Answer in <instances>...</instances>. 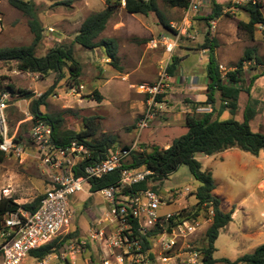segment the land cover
Returning a JSON list of instances; mask_svg holds the SVG:
<instances>
[{"label":"rangeland","instance_id":"rangeland-1","mask_svg":"<svg viewBox=\"0 0 264 264\" xmlns=\"http://www.w3.org/2000/svg\"><path fill=\"white\" fill-rule=\"evenodd\" d=\"M29 1L33 3L37 18L44 29L42 40L36 51L37 55L43 56L55 46L71 48L73 57L79 62L81 68V85L78 88H71L64 79L55 82L54 74L41 77L19 72L14 62H0V95L8 92V86H12L15 90L14 95H11L12 100L9 102L11 106L8 110L13 120L22 119L19 122L23 123L25 119L23 113L30 114V104L18 97V90L29 91L38 98L52 89L45 101L46 105L39 110L42 114L60 116L63 119L61 132H79L84 129L85 123L89 122L94 131L90 141L100 142L111 138L114 139L115 147H126L138 139V147L143 149L142 144L147 147L143 149L145 153H149L153 147L161 148L166 143L171 144L186 133L183 120L177 117L172 121L164 119L154 130L141 132L138 138L134 130L146 109L145 97L140 94L138 86L145 83L151 84L157 79L159 64L164 57L161 47L150 49L148 41L159 37V33H164L163 22L180 27L183 18L182 10L171 9L158 0L157 7L162 18L153 13L145 17L127 14L121 3V7L116 10L105 30L96 39V41L113 39L116 42L117 60L113 66L104 56L103 49L85 50L73 43L82 22L88 16L102 11L105 0ZM221 2L225 3L224 0ZM260 4L264 17V0H260ZM222 10L224 12L213 20L216 23L214 29L207 27L206 21L203 20V16L210 13L205 8L191 18L192 22L193 20L196 22L197 28L201 27L200 34L195 28L192 30L194 36L190 29L188 30L193 39L190 40L191 44L197 48L211 44L214 54L216 53L214 58L217 64L221 65L226 73L235 69L245 50H255L259 63L250 61L244 64L241 92L238 97L239 108L233 118L237 122H242L243 110L249 106L253 112L249 122L251 132L264 135V26H257L251 39L246 32L238 31L236 26L238 22L247 21L245 13L240 9L231 14ZM28 21L29 18L11 7L8 0H1L0 49L29 46L33 35ZM213 21H208L209 25ZM181 43L186 42L183 40ZM196 61H198L196 56L190 55L185 64L191 66ZM201 65L202 69L207 66L198 61L194 67L201 69ZM64 73L67 77V72L64 71ZM254 77V83L247 94V86L250 79ZM93 93L101 96L99 103L90 97L95 98ZM216 96L215 105H220L218 92ZM167 103L168 100L161 106L160 111H155L153 119L162 120L163 112L161 111L168 108ZM229 118L230 114L225 111L220 120ZM25 123L19 126L18 134L29 133L30 124ZM15 129L16 127L12 132ZM195 159L200 163L202 171L212 174L215 182L213 194L219 199L220 210L223 213L230 211L234 213L237 207L240 208L239 205L245 204L243 210L242 207L237 209L232 222L219 232L214 243L217 249L213 255L214 259H226L233 262L241 256L251 254L257 246L264 244V184L260 187L261 190L259 189L260 182L264 180L261 172L264 166V152H261L258 157H252L237 149H231L223 155L218 154L207 158L197 154ZM130 161L131 159L127 163ZM47 177L46 170L41 166L35 153L25 160L4 155L0 162V200L11 198L19 205L32 202L48 189ZM199 185L184 165L162 181L148 182V186L153 187L160 195L162 202L166 203L161 206V213H175L185 208L181 212L182 218L192 217L195 211H198L196 216L210 218V222L202 224L199 230L201 232H198L201 234L197 233L198 235L192 238V245L201 253L206 245L205 233L212 223L213 214H209L211 207L193 206L195 204L193 195ZM185 189L189 192L182 194ZM86 191L87 184H84L83 193ZM69 200L73 222L68 233L74 235L63 244L62 252L47 256L39 263L27 258L22 264H71V261L74 264H100L96 247L83 248L72 260L69 258L67 260L66 256L71 250L68 247L71 246L70 244L76 243L78 238L87 237L90 219L99 209L106 210V202L98 194L91 197L76 194ZM245 217L249 223H254L252 232L245 231ZM0 244H2L1 238ZM73 246L76 249V246Z\"/></svg>","mask_w":264,"mask_h":264},{"label":"built area","instance_id":"built-area-1","mask_svg":"<svg viewBox=\"0 0 264 264\" xmlns=\"http://www.w3.org/2000/svg\"><path fill=\"white\" fill-rule=\"evenodd\" d=\"M208 1L187 0L180 27L169 24L175 35H163L148 41L150 49L161 47L165 57L159 64L157 79L151 84L138 86L146 105L136 125L138 134L148 127L155 111H160L165 104L164 96L172 81L167 69L173 52L182 37L190 38L188 30L191 28V18ZM224 1V10L230 14L239 7L260 3V0ZM121 3L124 6L123 0ZM215 27L216 23L211 22L210 28ZM218 71L225 77L226 70L221 65H218ZM10 96L9 92L0 95V153L18 160H25L35 153L46 170L49 186L34 213L18 210L5 216L2 222L4 230L0 232L1 264H22L30 251L69 234L68 229L73 222L69 198L83 193L84 184L90 190L91 181L100 180L116 171L119 172L117 184L92 192L106 202V210L91 221L86 238H78L76 243L68 246L71 250L66 259H74L85 247H96L100 264H202V254L192 245V238L201 234L198 232H201L202 224L210 222V218H182L181 212L185 208L175 213H161V206L166 203L150 189L126 192L144 182L151 174L146 170L125 168L132 152H142L137 141L130 146L109 149L103 159L87 164L92 159V150L77 141H70L64 147L56 145L52 140L51 126L42 120L33 121V116L28 112L23 113L24 122L18 121L15 131H10L7 124ZM158 96H161L160 102L157 101ZM198 112L205 113L203 109ZM25 122L30 123L29 133L19 134L21 139H18L19 126ZM77 169L80 174L75 176L74 170ZM261 172L264 177V166ZM185 192L189 190L185 189L182 194ZM209 214H213L212 210ZM143 237L148 241L147 248L143 247ZM71 264L74 263L71 261Z\"/></svg>","mask_w":264,"mask_h":264},{"label":"trees","instance_id":"trees-1","mask_svg":"<svg viewBox=\"0 0 264 264\" xmlns=\"http://www.w3.org/2000/svg\"><path fill=\"white\" fill-rule=\"evenodd\" d=\"M123 1V9L127 14L147 17L150 13H153L157 17L162 18L157 7L158 0ZM161 1L171 9L184 11L187 8V0ZM8 3L11 7L21 11L29 18L28 26L33 35V40L29 46L0 49V62H14L19 72L39 75L41 77L54 74L56 75L55 82L64 79L69 87L78 88L81 85V68L79 62L73 57L72 49L55 46L45 55L38 56L36 51L42 40L44 29L37 18L33 3L29 0H8ZM104 3L105 7L102 11L88 16L82 22L78 33L73 39V43L85 50L103 49L105 53L104 56L115 66L114 63L117 60L116 42L113 39H100L98 41H96V39L105 30L107 23L113 17L116 10L121 7V0H105ZM208 6L210 13L207 16L204 15L203 20L206 21V26L210 27L208 21L217 19L221 15L225 4L222 3L221 0H210ZM261 8L262 6L260 3L238 8L245 13L247 21L238 22L236 25L237 29L238 31L246 32L251 39L254 35L255 28L257 26H264V17L261 13ZM169 24L170 23L163 22V31L164 34L173 36L176 32L169 28ZM182 39L183 37L181 40ZM201 48H208L210 52L208 64L206 66V77L208 80L206 101L190 104L191 112L184 116L186 133L174 140L167 149L153 147L149 153H145L144 150H142V152L131 153V161L126 163L125 168L146 170L151 172V174L146 177L144 182L132 186V188L126 192L129 193L131 191H142L146 189L156 192L153 187L150 188L148 186L149 181H162L168 175L174 173L180 166H186L192 177L200 184L196 189L195 195H193L195 201L193 206H197L196 208L200 206L211 207L213 213L212 223L205 233L206 245L201 251L202 264H264V244L257 246L251 254L241 256L233 262L226 259H214L213 254L216 251L214 243L219 236V232L232 221L231 216L233 212L223 213L220 210V201L213 194L215 184L212 175L208 171H202L200 163L195 159L197 154L213 156L231 149H237L252 157H258L261 152H264V135L251 132L249 127V122L253 116L250 107L246 106L244 108L242 122H237L233 118L239 108L238 97L241 92L240 84L242 82L241 77L244 64L250 61L259 63V60L255 55V50L247 49L238 60L235 69L231 72H227L225 77H222L218 71V64L214 58L212 45H203ZM178 63L179 59L177 57H172L167 69L170 76H174ZM64 71L67 72V77H65ZM254 80L255 77L250 79L246 89L247 94ZM7 89L10 95L13 96L15 93L14 88L8 86ZM51 90L52 89H49V91L40 95L37 99H33V94L29 91L18 90L17 94H19L18 97L22 100L30 101L29 112L33 116V121L42 120L51 126L53 130L52 140L56 145L64 147L68 145L70 141H77L92 150V159L87 164L92 163V161L103 159L106 156L107 150L113 149L114 139L108 138L100 142L90 141L89 139L94 136V131L88 124L89 122L85 123L84 129L79 132H61L60 129L63 119L60 116H52L40 112L39 109L46 105L45 101L50 96ZM217 92L219 93L220 105L216 111L218 113L214 116V105L216 102L215 94ZM93 95L95 98H93V96L90 97L99 103L101 101V96L98 93H93ZM12 96H10L9 102H11ZM157 101H161V96L157 97ZM207 106L210 107V112L195 113L197 108ZM224 111H228L230 118L222 121L220 120V115ZM10 116L9 114L7 115V124L10 131H12L16 123L21 119L13 120ZM19 134L17 138L21 139ZM3 157L4 155L0 153V162L3 160ZM74 173L75 176L80 174L78 169L74 170ZM118 180L119 172L116 171L104 176L100 180L91 181L90 190L91 192H95L110 187L117 184ZM41 198L42 195L36 197L32 202L22 205L15 203L11 198L0 200V230H4L2 222L7 214L15 213L18 210L34 213L38 208ZM197 212L198 211H195L194 217ZM132 226L134 228L136 227L135 222H133ZM73 235V233H69L66 236L57 237L50 243L30 251L28 258L39 263L49 255L60 253L63 244L71 239ZM142 244L144 248L148 247V241L144 237L142 238Z\"/></svg>","mask_w":264,"mask_h":264},{"label":"crops","instance_id":"crops-1","mask_svg":"<svg viewBox=\"0 0 264 264\" xmlns=\"http://www.w3.org/2000/svg\"><path fill=\"white\" fill-rule=\"evenodd\" d=\"M208 7L209 6L207 3L204 6V8L208 10ZM190 24H191V28H190L191 34L194 36V34L192 33V30L194 28H195V30L198 31V34H200L199 31H200L201 27L197 28V26H195L196 22L194 20H193V22L190 21ZM158 35L163 36L166 34L159 33ZM191 38H192V36L190 38L183 37V39L180 40V43L177 45L176 49L173 52V57H177L179 59V63H178V66H177V69H176L174 76H172L171 87H170L169 91L167 92V94L164 96L165 102L168 100V103H167L168 108L166 110L161 111V112H163L161 114L162 120L160 121V119L158 120L157 118L153 119L152 121H150V123L148 125L149 127L144 129V130H151V131L154 130L155 127L159 126L160 122L164 121V119L166 121H172L173 118L177 117L180 120H183V122H184L185 114L191 112V105H190L191 103H202V102L206 101V87L208 84V80L206 77V70H205L206 67H205V69L204 68L202 69V65H201V69H197L194 67V65L198 61L207 65L210 52H209L208 48L203 49V48H197L196 46H192L190 40H193V39H191ZM183 40L186 43H181ZM213 54H214V50H213ZM215 54H214V57H215ZM162 55L165 57V55L163 53H162ZM190 55H195L196 59L198 61H196L195 64L193 63L191 66H188V65L186 66L185 61L189 58ZM194 70H195V72H193ZM215 97L217 98L216 94H215ZM33 99H37V97L33 96ZM27 102H30V101L28 100ZM218 108H219V105H214V109H215L214 116H216V114L218 113V112H216ZM200 109H203L205 111V113H208L211 110L210 107H208V106L203 107V108L200 107V108H197L195 113L196 114L199 113L198 111ZM224 113H225V111L220 115V118L223 116ZM134 130L137 134L136 138H138L140 133L144 131L143 130L138 134V132L136 131V128ZM137 140L138 139H136V141ZM137 143H138V141H137ZM139 144H140V142H139ZM169 145L170 144L166 143L161 148L167 149L169 147ZM142 146L144 147L143 149L147 148L144 144H142ZM113 148H115V145ZM143 149L140 148L141 151ZM225 152H222L219 154L223 155ZM216 155H218V154H216ZM213 156H215V155H213ZM213 156H205V157L207 158V157H213ZM47 180H48V178H47ZM214 184H215V182H214ZM262 184H264L263 181L260 182L259 189H260V187H262ZM48 186H49V181H48L47 187ZM79 194H84L86 197H91V196L95 195V193H92L89 190L88 186H87L86 193H79ZM72 197H70V198H72ZM244 205L245 204L242 203V205H239L240 208L239 207L236 208V210L233 213L232 219L234 218L235 213L239 209H241V207L243 210ZM69 206H70V200H69ZM104 211H105V208L99 209L96 212V214L90 219L89 226H90L91 221L93 219H95L96 217H99ZM253 225H254V223H252V222L249 223L248 219H246V217H245V220H244L245 231L246 232H252L254 230ZM1 231H3V229H1L0 232ZM88 231H89V228H88ZM216 251H217V249H216ZM216 251L214 252V254L216 253ZM216 260H219V259H216ZM230 262H232V260Z\"/></svg>","mask_w":264,"mask_h":264}]
</instances>
